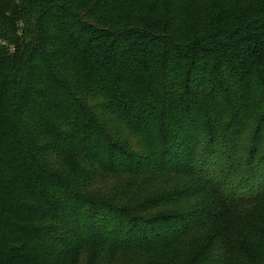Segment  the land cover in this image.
<instances>
[{
  "label": "trees",
  "instance_id": "trees-1",
  "mask_svg": "<svg viewBox=\"0 0 264 264\" xmlns=\"http://www.w3.org/2000/svg\"><path fill=\"white\" fill-rule=\"evenodd\" d=\"M188 236L184 264H264V0H0V264Z\"/></svg>",
  "mask_w": 264,
  "mask_h": 264
},
{
  "label": "rangeland",
  "instance_id": "rangeland-1",
  "mask_svg": "<svg viewBox=\"0 0 264 264\" xmlns=\"http://www.w3.org/2000/svg\"><path fill=\"white\" fill-rule=\"evenodd\" d=\"M217 14V10L210 7L207 18L210 21L215 15ZM208 21V22H209ZM207 26V25H206ZM207 29L208 26H207ZM94 100V99H93ZM92 100V101H93ZM96 108L95 115H102V116H109L108 113H104V110L101 108L100 104L102 103V100L100 98H95ZM91 105H93L91 103ZM93 107V106H92ZM112 121H109L110 126L114 129L115 132L120 134V136H123L130 144H134L135 141L138 140L137 136L133 133L131 129H129L126 126L120 127L118 123L113 121V119H110ZM64 153V156H68V160H72L73 162H76V166L72 167L73 171L76 172V174H79V177H88L91 176L92 172L88 171L90 168L86 165V160L84 158L77 159L76 153L70 154L67 151H62ZM145 181V178L143 176H139L137 179L130 180L128 182L127 186V194H132L137 191L140 184H142ZM111 196V195H109ZM114 197V196H111ZM115 198V197H114ZM124 197H120L119 200L122 201ZM222 224L224 226V229L228 231L227 239H229V243H234L237 238H239L241 235L239 232L241 231L242 225H239L237 220L234 216H228L223 219ZM194 237H197L194 235ZM170 243L164 246L156 245L153 249H148L145 253L144 257H146L148 263H152L153 261L159 260L161 264H184L189 256V253L191 252L194 247H196L197 242L195 239L191 236H188V238H171L169 240ZM97 248L90 247V246H83L78 250L77 253L74 255H66L64 258H62V262L59 264H94L95 256H96ZM116 255V252L112 254V257ZM242 260L241 258L236 259V261ZM115 264V263H114Z\"/></svg>",
  "mask_w": 264,
  "mask_h": 264
}]
</instances>
